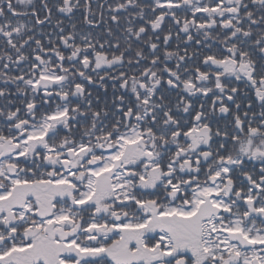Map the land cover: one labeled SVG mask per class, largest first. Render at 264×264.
Masks as SVG:
<instances>
[{
	"label": "snow or ice",
	"instance_id": "snow-or-ice-1",
	"mask_svg": "<svg viewBox=\"0 0 264 264\" xmlns=\"http://www.w3.org/2000/svg\"><path fill=\"white\" fill-rule=\"evenodd\" d=\"M0 84V264H264V0H0Z\"/></svg>",
	"mask_w": 264,
	"mask_h": 264
},
{
	"label": "trees",
	"instance_id": "trees-1",
	"mask_svg": "<svg viewBox=\"0 0 264 264\" xmlns=\"http://www.w3.org/2000/svg\"><path fill=\"white\" fill-rule=\"evenodd\" d=\"M100 2L101 3H103V0H100ZM115 2V0H108V3H114ZM93 10L94 11H96L97 12V16H96V19L97 20H99V10L98 9H96V7H95V4H93ZM104 11H105V15L107 16L108 15V12H107V5L105 6V9H104ZM10 15V14H9ZM57 15H59V14H57ZM121 15H124L123 13L121 14ZM190 15V14H189ZM61 18L62 19H64L65 20V27H66V30L68 29V19L66 18V17H63V16H61ZM14 20L15 19H21V20H24V19H26V18H23V17H21V18H13ZM74 19H75V21H76V23H77V29L78 30H82V31H84V32H86V33H90V34H92L93 36H100V34L102 33V31H103V29H104V25H103V23H99L95 28H92L91 26H89V25H86V24H84L83 23V10L82 9H80V10H74ZM166 19H170V18H166ZM137 23H142L141 21H137ZM109 24H111V21H109ZM163 27H165V29L167 28V23L165 24V25H163ZM47 28H48V30H52V28H51V26H47ZM113 29H114V31H115V26H113ZM173 39H174V37H173ZM175 46V44L173 43V47ZM215 47H218V45H216V44H213V48H215ZM202 51H208L207 49H202ZM170 63H172L173 65H174V61H172V62H170ZM0 86H2L3 87V85L2 84H0ZM9 87H11L12 89V91L14 92L15 91V89H14V87L13 86H9ZM94 95H95V92H94ZM111 97H110V95H109V99H110ZM12 99L16 102V103H18V100L16 99V97L15 96H13L12 97ZM14 110V109H13Z\"/></svg>",
	"mask_w": 264,
	"mask_h": 264
},
{
	"label": "flooded vegetation",
	"instance_id": "flooded-vegetation-1",
	"mask_svg": "<svg viewBox=\"0 0 264 264\" xmlns=\"http://www.w3.org/2000/svg\"><path fill=\"white\" fill-rule=\"evenodd\" d=\"M0 87H2V86H0ZM10 89H12L11 87H10ZM250 96H251V94H250ZM12 98V97H11ZM208 103L210 104L211 102H210V100L208 101ZM197 107H198V105H197Z\"/></svg>",
	"mask_w": 264,
	"mask_h": 264
}]
</instances>
